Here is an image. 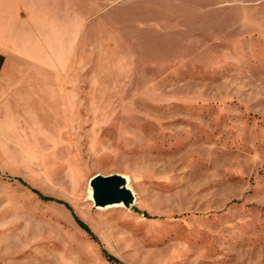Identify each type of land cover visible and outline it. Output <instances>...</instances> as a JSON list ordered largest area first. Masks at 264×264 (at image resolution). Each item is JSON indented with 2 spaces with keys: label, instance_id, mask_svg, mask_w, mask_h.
Returning <instances> with one entry per match:
<instances>
[{
  "label": "rangeland",
  "instance_id": "374dc122",
  "mask_svg": "<svg viewBox=\"0 0 264 264\" xmlns=\"http://www.w3.org/2000/svg\"><path fill=\"white\" fill-rule=\"evenodd\" d=\"M58 4L31 26L63 82L0 144V264H264V0Z\"/></svg>",
  "mask_w": 264,
  "mask_h": 264
},
{
  "label": "crops",
  "instance_id": "0c3cea01",
  "mask_svg": "<svg viewBox=\"0 0 264 264\" xmlns=\"http://www.w3.org/2000/svg\"><path fill=\"white\" fill-rule=\"evenodd\" d=\"M58 3L0 0V144L23 122H37L38 99L48 101L55 80L63 82V58H55L48 37L31 26V18L53 16Z\"/></svg>",
  "mask_w": 264,
  "mask_h": 264
},
{
  "label": "water",
  "instance_id": "95a60500",
  "mask_svg": "<svg viewBox=\"0 0 264 264\" xmlns=\"http://www.w3.org/2000/svg\"><path fill=\"white\" fill-rule=\"evenodd\" d=\"M92 197L97 206H106L115 203L128 204L133 200L134 192L127 186L124 175L96 173L90 178Z\"/></svg>",
  "mask_w": 264,
  "mask_h": 264
},
{
  "label": "trees",
  "instance_id": "16d2710c",
  "mask_svg": "<svg viewBox=\"0 0 264 264\" xmlns=\"http://www.w3.org/2000/svg\"><path fill=\"white\" fill-rule=\"evenodd\" d=\"M35 192L39 193V195L43 198V199H46V200H55L56 198L52 197V196H45V195H42L41 192L36 189V188H32ZM57 201H60L61 200H57ZM78 222L80 223V225L85 228L87 231H89V227L84 224L80 219H78ZM104 251V254L106 255V257L108 258V260H110L111 262H113L114 264H127L123 261H121L120 259H118L116 256L114 255H111L109 254L106 250H103Z\"/></svg>",
  "mask_w": 264,
  "mask_h": 264
},
{
  "label": "bare ground",
  "instance_id": "6f19581e",
  "mask_svg": "<svg viewBox=\"0 0 264 264\" xmlns=\"http://www.w3.org/2000/svg\"><path fill=\"white\" fill-rule=\"evenodd\" d=\"M90 193L92 194L93 193V189L92 188H90ZM119 204V203H118Z\"/></svg>",
  "mask_w": 264,
  "mask_h": 264
}]
</instances>
